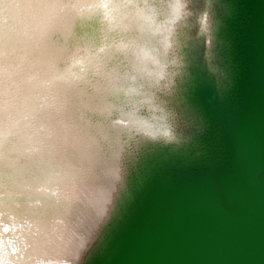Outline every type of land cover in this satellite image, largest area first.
<instances>
[{"label":"water","instance_id":"obj_1","mask_svg":"<svg viewBox=\"0 0 264 264\" xmlns=\"http://www.w3.org/2000/svg\"><path fill=\"white\" fill-rule=\"evenodd\" d=\"M114 1L73 28L53 264H264V0Z\"/></svg>","mask_w":264,"mask_h":264},{"label":"bare ground","instance_id":"obj_2","mask_svg":"<svg viewBox=\"0 0 264 264\" xmlns=\"http://www.w3.org/2000/svg\"><path fill=\"white\" fill-rule=\"evenodd\" d=\"M116 9L114 0H0V264L17 260L18 210L32 227L34 263L55 254L75 180L58 115L90 49L73 28H111Z\"/></svg>","mask_w":264,"mask_h":264},{"label":"rangeland","instance_id":"obj_3","mask_svg":"<svg viewBox=\"0 0 264 264\" xmlns=\"http://www.w3.org/2000/svg\"><path fill=\"white\" fill-rule=\"evenodd\" d=\"M18 216L22 223V227L20 229L19 244L16 241L14 243V247L16 249V255L18 257H17V260L13 259L14 262L11 261L10 263L11 264H35L34 258L31 252V244H30V233H31L32 227H30L28 217L24 216L23 213H20L19 210H18ZM4 241L6 243V250L9 251L8 241H7V238H5V236H4ZM54 256L50 257L49 264L54 263V258H55Z\"/></svg>","mask_w":264,"mask_h":264}]
</instances>
